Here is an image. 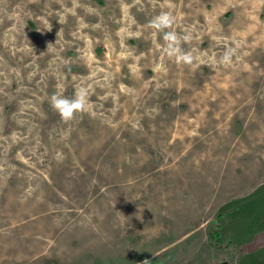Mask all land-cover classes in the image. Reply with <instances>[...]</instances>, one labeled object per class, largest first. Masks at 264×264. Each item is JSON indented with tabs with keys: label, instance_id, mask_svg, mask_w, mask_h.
<instances>
[{
	"label": "rangeland",
	"instance_id": "obj_1",
	"mask_svg": "<svg viewBox=\"0 0 264 264\" xmlns=\"http://www.w3.org/2000/svg\"><path fill=\"white\" fill-rule=\"evenodd\" d=\"M263 2L0 0V264H264Z\"/></svg>",
	"mask_w": 264,
	"mask_h": 264
},
{
	"label": "clouds",
	"instance_id": "obj_2",
	"mask_svg": "<svg viewBox=\"0 0 264 264\" xmlns=\"http://www.w3.org/2000/svg\"><path fill=\"white\" fill-rule=\"evenodd\" d=\"M171 23V19L165 16L155 21V27L157 29H163L167 28ZM165 40L169 42V47L173 48L177 42V37L174 33H167L165 35ZM183 59L190 60L189 57H183ZM86 97L87 92L83 89L77 91L71 98L63 95H54L51 98V106L64 121H69L77 111L84 110Z\"/></svg>",
	"mask_w": 264,
	"mask_h": 264
},
{
	"label": "crops",
	"instance_id": "obj_3",
	"mask_svg": "<svg viewBox=\"0 0 264 264\" xmlns=\"http://www.w3.org/2000/svg\"><path fill=\"white\" fill-rule=\"evenodd\" d=\"M263 4H264V2H263ZM264 6V5H263ZM263 8V7H262Z\"/></svg>",
	"mask_w": 264,
	"mask_h": 264
}]
</instances>
